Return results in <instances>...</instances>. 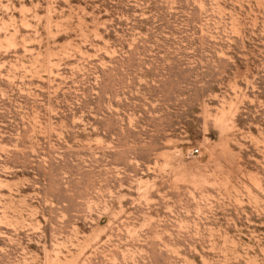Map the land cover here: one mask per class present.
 <instances>
[{"label": "rangeland", "instance_id": "374dc122", "mask_svg": "<svg viewBox=\"0 0 264 264\" xmlns=\"http://www.w3.org/2000/svg\"><path fill=\"white\" fill-rule=\"evenodd\" d=\"M0 264H264V0H0Z\"/></svg>", "mask_w": 264, "mask_h": 264}, {"label": "built area", "instance_id": "2783aa9c", "mask_svg": "<svg viewBox=\"0 0 264 264\" xmlns=\"http://www.w3.org/2000/svg\"><path fill=\"white\" fill-rule=\"evenodd\" d=\"M199 150H198V148H194L193 150H192V153H197Z\"/></svg>", "mask_w": 264, "mask_h": 264}]
</instances>
